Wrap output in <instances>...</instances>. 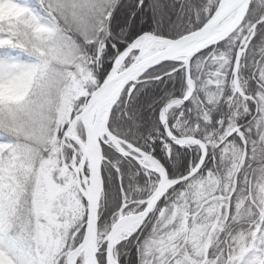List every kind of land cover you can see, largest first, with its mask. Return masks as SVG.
Returning a JSON list of instances; mask_svg holds the SVG:
<instances>
[{
	"label": "snow or ice",
	"instance_id": "6c2138e0",
	"mask_svg": "<svg viewBox=\"0 0 264 264\" xmlns=\"http://www.w3.org/2000/svg\"><path fill=\"white\" fill-rule=\"evenodd\" d=\"M0 264H264V0H0Z\"/></svg>",
	"mask_w": 264,
	"mask_h": 264
}]
</instances>
